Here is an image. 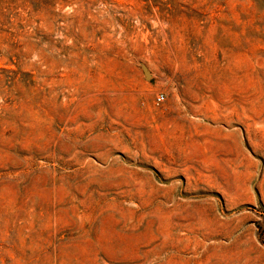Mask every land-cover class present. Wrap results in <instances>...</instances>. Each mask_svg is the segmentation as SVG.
I'll return each instance as SVG.
<instances>
[{
  "label": "rangeland",
  "instance_id": "rangeland-1",
  "mask_svg": "<svg viewBox=\"0 0 264 264\" xmlns=\"http://www.w3.org/2000/svg\"><path fill=\"white\" fill-rule=\"evenodd\" d=\"M0 264H264V0H0Z\"/></svg>",
  "mask_w": 264,
  "mask_h": 264
},
{
  "label": "built area",
  "instance_id": "built-area-1",
  "mask_svg": "<svg viewBox=\"0 0 264 264\" xmlns=\"http://www.w3.org/2000/svg\"><path fill=\"white\" fill-rule=\"evenodd\" d=\"M163 101V96L162 95H159L157 98H156V102L159 103Z\"/></svg>",
  "mask_w": 264,
  "mask_h": 264
},
{
  "label": "water",
  "instance_id": "water-1",
  "mask_svg": "<svg viewBox=\"0 0 264 264\" xmlns=\"http://www.w3.org/2000/svg\"><path fill=\"white\" fill-rule=\"evenodd\" d=\"M145 75H146V78L149 77V73L147 71H145Z\"/></svg>",
  "mask_w": 264,
  "mask_h": 264
}]
</instances>
